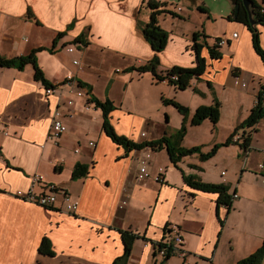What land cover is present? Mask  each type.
I'll return each instance as SVG.
<instances>
[{
	"label": "crops",
	"instance_id": "crops-1",
	"mask_svg": "<svg viewBox=\"0 0 264 264\" xmlns=\"http://www.w3.org/2000/svg\"><path fill=\"white\" fill-rule=\"evenodd\" d=\"M254 1L264 8V0ZM143 3L0 0V55H27L42 47L35 53L37 64L48 81L60 82L47 93L45 84L34 78L30 62L23 69L0 64V264H112L124 253L121 231L139 234L132 241L127 264H156L162 256L154 254L153 242L161 239L165 228L173 226L183 234L185 256L173 253L168 264H230L261 244L264 222L252 228L251 239L242 244L232 232L236 224L231 216L241 209L244 199L252 198L249 191L264 193V117L252 127L239 128L235 134H241L238 139L233 136L225 144L220 141L223 138L212 140L223 147L217 160L198 161L194 153L193 158L182 157L177 164L171 162L165 146L126 151L103 130V118L91 96L111 101L110 121L119 133L136 142L160 139L147 134L145 117L124 105L125 99L114 84L129 83L132 78L122 67L132 66L133 61L144 64L155 54L137 25ZM28 8L33 16L27 15ZM162 8L177 13L167 2ZM256 24L264 48V26ZM30 28L36 32L27 38ZM168 32V43L157 53L159 74L174 65L194 64L192 38ZM222 32L228 39L217 48L222 57L212 59L203 48L208 66L200 78H191V84L209 90L214 101L218 96L220 100L226 97L221 89H233V118L226 123L230 137L257 102L264 83V63L252 46L246 24L228 19ZM78 36L86 42L80 51L46 49L51 41L53 49L56 41L74 42ZM162 83L170 85L167 78ZM76 90L88 94L78 96ZM69 99H73L71 104ZM53 115L66 126L56 141L48 136ZM243 134L250 136L247 149L241 144ZM142 161L148 163L151 175L139 180ZM79 164L86 166V171L74 178L73 170ZM159 168L163 179L155 181ZM35 173L66 190L78 202L76 210L66 208L61 192L56 193L52 208L17 194L29 188ZM184 175L225 184L230 207L217 204L218 193L187 184ZM36 189L41 190L40 186ZM234 192L239 194L231 198ZM260 200L264 204V198ZM43 237L51 253L38 249Z\"/></svg>",
	"mask_w": 264,
	"mask_h": 264
},
{
	"label": "rangeland",
	"instance_id": "rangeland-1",
	"mask_svg": "<svg viewBox=\"0 0 264 264\" xmlns=\"http://www.w3.org/2000/svg\"><path fill=\"white\" fill-rule=\"evenodd\" d=\"M149 1L157 2L158 0H144L143 7L136 16L140 30L149 21L150 12L152 11V8L148 6ZM162 2H167L168 6L177 11L174 15L170 11L160 12L157 15L158 24L162 29L175 33H185L191 38L194 32H199L200 41L210 45L215 44L217 38L225 36L222 34V29L226 25L227 14H229L230 10L227 0H162ZM158 8L160 9L162 6H158ZM34 32H36V29L30 28L25 33V36L32 38L35 34ZM49 46L46 48L48 52L63 50V53H67L69 47L77 51L83 48L79 41L72 42L69 39L56 41V47H53V49L52 41ZM117 64L120 65V63ZM30 65L32 66L31 63ZM141 65L139 62L133 61L132 66L122 67L123 72L131 73L132 78L129 83L114 82V84L119 88L125 99L124 105H127L128 109L133 112L145 117L144 130L148 132L147 134L160 138L165 136L170 143L180 144L182 147L199 148L198 151L184 155L183 157L185 158H193L194 153H196L198 161L217 160L223 147L219 146L214 151L218 141L213 143L212 140L223 138L220 141L225 143V140L229 138L226 123L233 118V106L236 103L233 89L226 87L220 90L226 94V97H221L220 100L218 96L216 99L219 102L217 120L213 122V118L208 116L199 123H193L192 120L197 106L214 104V100L211 98L213 96L212 93H209V90L206 92L198 86H193L191 79L185 89L179 88L174 83L163 85L162 80L155 79L151 71L139 72L137 67ZM31 70L34 74L33 67ZM157 71L160 73L159 68H157ZM195 80L199 81L198 79ZM112 84L113 80H110L109 87ZM109 87L105 89L107 95ZM174 102H179L188 108L186 119H184L183 112L174 105ZM197 102H199V105ZM98 110L101 116L100 119H102L104 115L100 108ZM182 125L185 126V132L180 135ZM207 153H209V156L202 159L201 154ZM223 169L227 171L226 167ZM249 192L252 198L244 199L241 203V209L234 211L231 216L236 224V228L232 232H234V236L240 243L246 239H251V229L259 228V224L264 222V204L260 200V198H264V193L262 194L261 191L257 190ZM238 258L237 256L234 260L236 261ZM262 264H264V259Z\"/></svg>",
	"mask_w": 264,
	"mask_h": 264
},
{
	"label": "trees",
	"instance_id": "trees-1",
	"mask_svg": "<svg viewBox=\"0 0 264 264\" xmlns=\"http://www.w3.org/2000/svg\"><path fill=\"white\" fill-rule=\"evenodd\" d=\"M253 2V7H254V18L258 19L260 24L264 26V14L260 11V6L255 3L254 0ZM165 5L164 2L161 1H149L148 6L152 8V11L150 12V17L149 21L147 22L146 26L141 29L142 34L144 37L149 41L150 46L153 48L155 54L151 59H149L146 63L142 64L141 66H138L137 68L139 69V72H145V71H151L152 74L154 75V78L157 80H162L164 78H167L169 83H174L177 85L179 88H186L189 84V81L191 78L196 77L200 78L202 74L205 73L206 68L208 66L207 58L206 56L202 55V50L203 48H206L208 51V55L212 59H220L222 57L221 53L217 50L219 47L218 45L212 44V45H207V43L200 42L198 40L199 32H194L193 37H192V43L190 44L191 49L193 50L195 54V59H194V64L189 67H184L182 65H174L170 69L167 70L166 73L164 74H159L157 71V64H158V56L157 53L163 50L166 46V44L169 41V32L162 29L161 26L158 24L157 20V15L162 12V11H170L171 14H175L171 10L163 9V8H158V6H163ZM27 15L28 16H33L32 11L28 8L27 10ZM248 13L247 9L245 8L243 2L241 0H237L236 4L234 5L233 8H231V11L229 14H227L228 19H232V21H239L243 22L244 24L247 25L249 31L251 32L252 36V43H253V48L254 50L261 56L262 62L264 63V48L262 47L261 40H260V35H259V28L258 24L255 26H252L249 22L248 19ZM218 39V38H217ZM216 39V40H217ZM79 41L81 44L85 45L86 42L82 37H76L74 39V42ZM42 49V47H38L37 49L32 50L29 54L27 55H20V56H13L10 58H4L0 55V64L2 66H16L19 69H23L24 66L27 63H32L34 67V78L37 80L42 81L44 86L46 87H52L54 88V83L50 82L45 78L43 75V72L40 68V66L37 64L35 60L34 54L36 53L37 50ZM177 74V79H170L168 77V74ZM81 85H83L82 82H80ZM91 100L94 103L96 107L101 108L103 112V123L102 127L103 130L105 131V134L111 138L114 142L117 144L121 145L124 147L126 151H129L133 148L135 149H140L143 148L146 145H152V147H161L165 146L167 154L169 156V159L171 162L174 164H177V162L184 156L187 155L191 152L198 151L199 148L197 147H192V148H187V147H182L180 144H172L169 142L167 137L163 136L160 139L156 141L152 140H146V141H141V142H136V140H133L132 138H129L128 136L119 133L113 124L110 121V112L114 108L111 101L109 100H100L98 98L92 97ZM174 105L184 114V119H186V115L188 112V108L186 106H183V104L179 102H174ZM219 102L217 100L214 101V104L212 105H200L197 106L194 112V117L192 122L193 123H199L201 120H203L205 117L211 116L213 118V122L217 120L218 118V106ZM264 117V83L261 84V87L258 91L257 95V102L252 108L250 109L249 115L247 118L243 121H241L235 128L233 134L225 140V143L230 142L235 136L237 130L239 128H244V127H252L256 122L260 121ZM183 119V120H184ZM185 132V126L182 125L180 135H183ZM244 135V134H243ZM244 140L242 141V145L247 149L249 147V142H250V136L249 135H244ZM222 143V144H225ZM221 145V143H217L215 145L214 151ZM213 153V152H212ZM209 156V153L207 154H201V158L205 159ZM86 171V166L84 165H76V167L73 170V176L79 177L84 175V172ZM184 181L189 184L190 186L198 189V190H203V191H211L214 193H218V197L216 199L217 204H226L227 207H230V196L227 194V187L223 183H211V182H204L200 180L198 177L195 175H184ZM54 206H48L47 208H52ZM221 224L223 223L222 220H220ZM122 235V240L124 243V253L123 255L116 257L113 260L112 264H127V259L128 256L130 255L131 252V244L132 241L135 240L137 237H139V234H135L134 232L130 231H121ZM160 246L161 243L158 241L153 242V246ZM38 249L42 252L45 253H51L52 250L49 247L48 241L45 237H43L40 241ZM154 254H156V250H154ZM172 254L170 251H168L167 255L162 257V259L157 262L156 264H168L167 259L169 256ZM264 259V238L262 243L258 246V248L254 251H252L250 254L243 258H238L235 262L232 264H262ZM208 264H214L213 262H208Z\"/></svg>",
	"mask_w": 264,
	"mask_h": 264
},
{
	"label": "built area",
	"instance_id": "built-area-1",
	"mask_svg": "<svg viewBox=\"0 0 264 264\" xmlns=\"http://www.w3.org/2000/svg\"><path fill=\"white\" fill-rule=\"evenodd\" d=\"M260 11L262 12V14H264V8H260ZM232 37L236 36V33L233 32ZM227 37L226 36H222L219 37L216 41V45H222L225 44L227 41ZM69 51H72L73 48L69 47L68 48ZM74 62H76V60H73ZM168 77L170 79H177V74L173 73V74H168ZM67 81L70 82L71 80V75L67 76ZM235 82H238L237 80ZM58 83H60L59 81H55V85H57ZM245 84V83H243ZM45 90L47 93H51L53 91L52 87H45ZM77 95L78 96H82L83 94L86 95L85 92H82L81 90H76ZM73 101V99H69L68 104H71ZM58 112L56 111L55 115H57ZM53 115V120H52V131L49 133V138L50 139H54L55 141L57 140V138L59 137L60 133L64 132L66 130V126L65 124L61 121L60 118H58L57 116ZM241 136V134H238L235 136V139H238ZM92 144V143H91ZM143 164H141L139 166V170H138V174H137V178L139 180L145 179L146 177L150 176V172L148 171L147 167H146V163L145 161H142ZM260 167L262 166V164L259 165ZM162 168H159V172L153 176V180L155 181H161L163 179V174L161 173ZM224 173V172H222ZM44 175L41 173H35L32 177H31V184L29 186V188H27L26 191L21 192V191H17V194L21 195L24 199H27L30 202H34L40 205H43L44 207H50V206H54L55 202H56V193L57 192H61L63 193L64 196V200L66 202V208L69 210H73L75 211L76 208L78 207V202L72 200L69 195L66 193V190L59 188V186L53 182H48L44 180ZM40 186L41 190L37 191L36 187ZM238 194L236 192H234L233 197H237ZM160 242L161 245L160 246H153L154 250H156V254L161 255L162 257L166 256L168 251H170L171 254L173 253H178L181 256H185L184 251L181 249L182 245H183V241H184V237L183 234L181 233V231L173 226L170 228H165V230H163V236L160 240H157V242ZM156 242V241H155Z\"/></svg>",
	"mask_w": 264,
	"mask_h": 264
},
{
	"label": "water",
	"instance_id": "water-1",
	"mask_svg": "<svg viewBox=\"0 0 264 264\" xmlns=\"http://www.w3.org/2000/svg\"><path fill=\"white\" fill-rule=\"evenodd\" d=\"M232 6V8L234 7V5L236 4L237 0H228ZM245 6V8L247 9V13H248V19L249 22L252 26H255L256 23L259 22L258 19L254 18L255 12H254V7H253V2L252 0H241Z\"/></svg>",
	"mask_w": 264,
	"mask_h": 264
}]
</instances>
